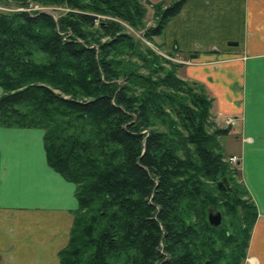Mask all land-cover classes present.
Instances as JSON below:
<instances>
[{"label":"trees","instance_id":"1","mask_svg":"<svg viewBox=\"0 0 264 264\" xmlns=\"http://www.w3.org/2000/svg\"><path fill=\"white\" fill-rule=\"evenodd\" d=\"M41 1L78 11L59 20L0 12V124L43 129L49 166L76 186L60 263L244 264L258 211L224 161L230 129L212 121L213 100L155 53L138 57L148 75L113 61L138 45L113 20L143 27V5ZM186 2L157 7L145 36L164 37ZM210 207L223 213L220 227Z\"/></svg>","mask_w":264,"mask_h":264},{"label":"crops","instance_id":"2","mask_svg":"<svg viewBox=\"0 0 264 264\" xmlns=\"http://www.w3.org/2000/svg\"><path fill=\"white\" fill-rule=\"evenodd\" d=\"M162 39L191 60L181 77L205 85L215 121L233 119L223 146L258 211L244 264H264V0H187ZM78 209L44 132L0 124V264H61Z\"/></svg>","mask_w":264,"mask_h":264},{"label":"rangeland","instance_id":"3","mask_svg":"<svg viewBox=\"0 0 264 264\" xmlns=\"http://www.w3.org/2000/svg\"><path fill=\"white\" fill-rule=\"evenodd\" d=\"M143 7L146 10V16L143 20V27H132L126 23L123 22H118V20H113L116 21L117 23H119L122 27V31L125 34L130 35L134 41L136 42V44H138L137 46H135V49L133 50H124L121 53H127L128 51V55L124 56L123 54H118L117 56L114 57L113 61L118 63V62H125L124 65L128 64L129 66H131V71H136L139 74L142 75H148L147 71H145L146 69L143 66V63L141 60H139L138 57H143L147 60L150 59L149 53H155L157 56H159L161 58V62L163 60H166L168 63L171 64V66H166V69H172L174 71H176V74L178 76L179 79L188 82L190 85H192V83H196L198 84L200 87H202L206 93V95L210 98L211 96L209 95L206 87L204 84L198 82V81H194V80H187L181 77L182 75V68L185 66H188L191 62V60H189L188 57H185V59H181V55L178 54V51L173 48H167L164 45V41L162 39V37H153V38H147L146 32L150 29H153L154 27H156L158 19H157V7H165V5H169L171 3H173L176 0H163L161 2L159 1H144V0H138ZM29 6H22L19 5L17 3L12 2V0H6V1H1L0 2V12L1 13H5V14H13L15 12H28L31 15H37V14H47L52 16L53 18H55L56 20H59L61 17H64L66 14H68L69 12H77V9H73L72 7H70L67 4H61V5H56L53 4L52 2H42L41 0H37V1H29ZM102 20H111V18L108 17H102ZM110 39H103L102 43H109ZM118 66V65H117ZM128 66V68H129ZM177 66V68H176ZM126 67V66H125ZM175 67V68H174ZM135 68H137L138 70H135ZM1 88V87H0ZM2 89V88H1ZM3 91V89H2ZM4 93V91H3ZM2 93V95H3ZM213 100V99H212ZM214 100H213V107L211 110V116H212V121L214 122V124L218 127V128H223V129H230V127L232 126L233 123H229V121H233L232 118H227L225 119L223 126H220L215 120V115H214ZM19 129H25V128H19ZM28 129V128H26ZM32 129H37V128H32ZM39 129V128H38ZM44 132L45 135V131L43 129H40ZM161 131H165L164 129H160ZM228 136V135H227ZM226 137V136H225ZM221 138L220 140V144L222 147V154L225 157L224 161L229 163L230 166L233 169V173H234V179L240 183L241 182V172H240V167H239V158L236 156H228L226 154V151L224 149L223 146V141L224 138ZM44 147H45V143H44ZM46 151V150H45ZM47 157V154H46ZM232 157H236L238 159V163L237 165H232L230 158ZM48 161V160H47ZM215 212H221V211H216L214 209ZM222 213V212H221ZM223 215V213H222ZM224 216H223V221L224 222ZM209 221V220H208ZM71 235V234H70Z\"/></svg>","mask_w":264,"mask_h":264},{"label":"water","instance_id":"4","mask_svg":"<svg viewBox=\"0 0 264 264\" xmlns=\"http://www.w3.org/2000/svg\"><path fill=\"white\" fill-rule=\"evenodd\" d=\"M224 183L227 185V181ZM224 183H219V187L223 189ZM208 220L211 227H220L223 221V215L221 212H215L214 208L210 207L208 210ZM208 264V263H207Z\"/></svg>","mask_w":264,"mask_h":264},{"label":"built area","instance_id":"5","mask_svg":"<svg viewBox=\"0 0 264 264\" xmlns=\"http://www.w3.org/2000/svg\"><path fill=\"white\" fill-rule=\"evenodd\" d=\"M229 123H233V121H229ZM230 161H231L232 165H237V163H238V159L236 157L230 158Z\"/></svg>","mask_w":264,"mask_h":264}]
</instances>
